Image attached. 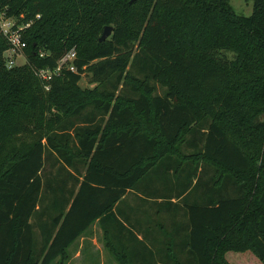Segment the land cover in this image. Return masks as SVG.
I'll list each match as a JSON object with an SVG mask.
<instances>
[{
    "label": "trees",
    "instance_id": "obj_1",
    "mask_svg": "<svg viewBox=\"0 0 264 264\" xmlns=\"http://www.w3.org/2000/svg\"><path fill=\"white\" fill-rule=\"evenodd\" d=\"M0 10L29 23L21 65L4 67L0 34V264H64L107 216L135 239L116 210L130 191L184 218L151 262L264 264V0L246 16L228 0H0ZM70 49L75 71L44 90L33 70ZM82 73L92 89L77 85ZM102 231L115 261L133 264L119 231Z\"/></svg>",
    "mask_w": 264,
    "mask_h": 264
},
{
    "label": "crops",
    "instance_id": "obj_2",
    "mask_svg": "<svg viewBox=\"0 0 264 264\" xmlns=\"http://www.w3.org/2000/svg\"><path fill=\"white\" fill-rule=\"evenodd\" d=\"M169 201L173 204H177V207L180 206V203L178 202L179 200L176 198L171 197ZM116 210L118 212L117 216L123 219L121 220L123 221L122 224L131 230L134 233L135 239L142 241L146 247L137 244L135 239L130 240L129 233L124 230L119 231L115 222L111 219V217L107 216L103 218L100 223L98 220L93 221L88 229L67 247L66 251L69 252V248L72 247L78 239L81 241H84V239L87 240L91 233L95 232V234L100 236L102 247L107 253V257L104 258L102 251L99 249L97 253L99 262L97 260L96 264H118L104 247V232L102 231V229H104L105 231H109V234L114 235L116 228V230L119 231L118 238L121 240L123 248L132 256L131 261L133 264H163L159 263L157 260L155 262H151V259H149L147 255L149 254L148 250H150L152 254H155L157 251L164 252L165 242H167L168 239L165 238L163 232L165 230H170L172 223H174L175 220L183 221V215L181 216V213L171 215L172 208H167L166 205H163L161 203V198L159 197L155 199L144 198L137 192L132 191L125 193L123 198H121L120 202L117 204ZM167 234H169V231H167ZM179 235H184V232L183 234H177L175 239H178ZM93 238L94 236L91 239L93 240ZM93 245L96 246L95 241L91 242V246ZM95 248H97V246ZM77 253L78 251L74 253L73 258L77 257ZM65 264H67V262ZM240 264L245 263L241 262Z\"/></svg>",
    "mask_w": 264,
    "mask_h": 264
},
{
    "label": "rangeland",
    "instance_id": "obj_3",
    "mask_svg": "<svg viewBox=\"0 0 264 264\" xmlns=\"http://www.w3.org/2000/svg\"><path fill=\"white\" fill-rule=\"evenodd\" d=\"M228 3L232 10L238 14L246 16L251 12V0H228ZM21 17L19 14L18 17L15 16H5L4 11L0 10V19L4 18V20L8 21L9 24L12 26V29H20L23 25V23L19 22L18 19ZM110 26L112 28V25H106ZM21 30V29H20ZM21 33V31H20ZM101 34V33H100ZM21 56H16V62L18 64L23 63L25 61L23 52L20 53ZM79 88L81 89H92L96 84L91 81L89 74L82 73L80 75V79L78 81ZM155 86V93L162 94V89L158 86L157 83H154ZM151 186V184H149ZM167 207V205H166ZM172 209L175 210V206H172ZM94 236L93 240L91 239ZM91 239V240H90ZM95 241L96 246H91V242ZM102 251L103 257H107L106 251L102 247V241L100 240V236L97 234L91 233L90 237L88 239H84V241L78 239L75 244L69 248V252L67 251V259L65 260L64 264L67 262V264H96L97 260L99 262L98 257V250ZM77 257H74V253L77 252ZM69 253V254H68ZM79 255V256H78ZM246 255L247 254H228L227 259L231 261V257L238 256V259H243L246 261ZM233 262V261H232ZM249 263V262H248ZM53 264V263H52ZM234 264H239L238 262H234Z\"/></svg>",
    "mask_w": 264,
    "mask_h": 264
},
{
    "label": "built area",
    "instance_id": "obj_4",
    "mask_svg": "<svg viewBox=\"0 0 264 264\" xmlns=\"http://www.w3.org/2000/svg\"><path fill=\"white\" fill-rule=\"evenodd\" d=\"M36 17L38 16L36 15ZM28 25L29 23H24L20 29L22 30ZM20 29H12V26L8 21L4 20V18L0 19V34L6 39L8 43V47L2 53L5 68H11L13 66L22 64H18L16 62V56H21L20 53L25 46L24 41L21 39ZM42 55L43 53L39 52V56ZM74 58L75 51L74 49H70L57 59L56 64L52 69L39 68L33 70L34 75L40 79V81H42L44 90H48L49 81L52 79V77L57 76L62 69L72 72L75 71V67L73 65Z\"/></svg>",
    "mask_w": 264,
    "mask_h": 264
},
{
    "label": "water",
    "instance_id": "obj_5",
    "mask_svg": "<svg viewBox=\"0 0 264 264\" xmlns=\"http://www.w3.org/2000/svg\"><path fill=\"white\" fill-rule=\"evenodd\" d=\"M133 1H135V0H129V2H133ZM110 32H111V27L110 26H104L102 31H101V34L98 37V41L105 40L109 36Z\"/></svg>",
    "mask_w": 264,
    "mask_h": 264
}]
</instances>
